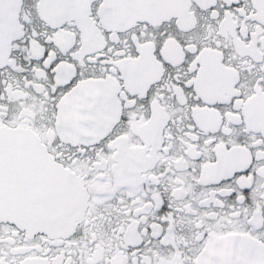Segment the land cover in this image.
I'll use <instances>...</instances> for the list:
<instances>
[{
    "label": "snow or ice",
    "instance_id": "obj_1",
    "mask_svg": "<svg viewBox=\"0 0 264 264\" xmlns=\"http://www.w3.org/2000/svg\"><path fill=\"white\" fill-rule=\"evenodd\" d=\"M0 264H264V0H0Z\"/></svg>",
    "mask_w": 264,
    "mask_h": 264
}]
</instances>
